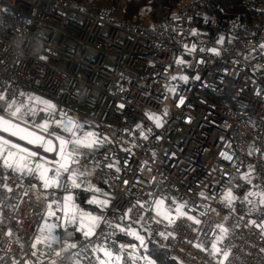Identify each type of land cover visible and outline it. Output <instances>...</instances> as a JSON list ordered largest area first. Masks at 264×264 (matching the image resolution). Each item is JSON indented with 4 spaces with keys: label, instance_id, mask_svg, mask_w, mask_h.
<instances>
[{
    "label": "built area",
    "instance_id": "built-area-1",
    "mask_svg": "<svg viewBox=\"0 0 264 264\" xmlns=\"http://www.w3.org/2000/svg\"><path fill=\"white\" fill-rule=\"evenodd\" d=\"M211 1L184 2L175 14L180 19L166 15L147 25L122 21L102 7L96 12L78 9L71 0H0V91L7 90L9 97L21 92L37 95L73 120L97 126L95 130L111 141L89 156L99 161L98 172L107 180L110 204L103 214L114 218L139 200L144 207L134 208L132 219L144 216L152 232L149 244L166 253L173 264L215 261L193 246L196 233L183 217L167 228L174 238L165 241L156 235L167 222H153L162 217L149 207L162 197L175 200L165 201L167 211L173 212L175 204L183 201L207 204L208 215L198 216L202 222L210 218L230 229L239 225L225 240L235 245L232 256L239 260L233 264H264V229L248 225L250 219L259 223L255 213L249 215L248 206L239 200L234 212L222 203V195L243 173L247 160L255 172L252 184L264 189V49L258 47L264 44V0H258L250 16L242 12L223 18L211 10ZM220 36L224 44L216 43ZM193 44L196 50L189 53L184 45ZM213 47L219 56L200 50ZM181 58L187 63H175ZM181 75L188 77L187 82L172 80ZM171 87L177 95L168 90ZM179 96L184 104L177 106ZM19 98L27 103L25 97ZM146 110L161 116L162 126L157 127ZM49 131L57 129L53 126ZM221 152L235 155L228 161ZM115 161L119 173L104 167ZM250 187L245 182L237 195L242 197ZM72 191L77 202L89 195L83 189ZM200 192L209 199L200 197ZM63 194L57 190L56 198ZM29 199L35 200L33 192L19 210L3 213L0 264L26 260L35 264L30 234L41 223L37 217L42 209L40 204H29ZM8 229L11 237L6 235ZM129 238L122 233L115 237L125 244ZM80 241L77 235L71 240L78 245Z\"/></svg>",
    "mask_w": 264,
    "mask_h": 264
},
{
    "label": "snow or ice",
    "instance_id": "snow-or-ice-1",
    "mask_svg": "<svg viewBox=\"0 0 264 264\" xmlns=\"http://www.w3.org/2000/svg\"><path fill=\"white\" fill-rule=\"evenodd\" d=\"M173 19L180 17L174 14ZM216 43L224 44L225 38L220 36ZM184 47L189 53L196 50L195 44ZM258 47L264 49V44ZM200 50L209 51L216 56L220 55V51L215 47ZM203 62V60L199 61V63ZM175 63L187 62L181 58ZM177 79L187 82L188 77L184 75L172 77V80ZM196 79L200 77L197 76ZM168 90L173 95H177L174 87ZM19 97H25L28 103H24ZM183 104L184 98L179 96L177 106ZM41 113L44 115L41 116ZM164 114H167L166 110ZM38 116H40L39 120H37ZM57 116L59 119L56 118ZM152 119L157 127L162 126L161 119L155 114ZM53 126L67 135L50 132L49 129ZM96 127L88 125L87 122L73 120L67 112L57 110L56 105L42 98L23 92L18 96L9 97L7 90L0 91V133L7 134V136L0 135V223L6 222V217L3 215L5 210L9 212L19 210L21 203L29 197L30 192L34 193L35 200L29 199L28 202L33 206L40 204L42 209L37 217L41 223L30 234L34 237L30 240L29 249L31 257L36 258L35 264H45V260L47 264H58V260L63 261V264H157V260L153 258L154 251L149 252L148 244L152 242V232L145 226L144 216L138 215L134 220L131 216L134 208L144 207L139 200L114 218H106L103 214V210L110 204V198H107L108 193L102 192L92 183L91 177L96 174L95 169L100 165L94 155L90 158L89 156L111 141L106 135L96 131ZM140 128L141 126L138 125L137 129ZM141 135L144 139L148 138L142 131ZM10 137H15L16 140ZM35 149H42L43 153L55 155L46 156ZM125 151L130 150L125 149ZM220 155L225 160L232 161L235 153L221 152ZM82 159L89 162L82 164ZM104 167L120 172L119 161L108 163ZM250 173L251 166L248 172L240 174L239 177L251 186L244 191L243 196H237L233 189H228L222 203L234 212L233 205L239 200L241 204L248 206L249 215L258 214L259 223L255 219H250L248 225L264 229V189L252 184ZM104 182L107 183V180L105 179ZM123 183L127 184L128 181L125 180ZM234 187H242V185ZM73 189L93 192V196L86 203L95 205L100 210V214L81 208L76 203ZM57 190L64 193L60 198H56ZM95 193H101L106 198L101 199ZM198 195L204 200L209 199L204 192ZM166 200L175 203L172 197H162L150 203L149 210L155 208L157 215L162 217V220H153V222H167L165 230L158 231L157 236L165 241L170 237L174 238V234L167 231V228L175 223V219L183 217L191 222L188 227L196 233L195 243L193 244L192 240L187 243L207 253L215 264H233L234 260H239L238 256H232L235 245L231 242L225 244L230 231L239 225H234L233 229H230L224 224L213 222L210 218L202 222L198 216H207L209 206L189 204L187 201L180 202L175 208L174 218L172 211H160L161 205ZM192 212L197 215L190 214ZM202 223L205 225L204 228L199 227ZM101 224L104 225L102 229ZM136 224L140 225L139 229L134 227ZM97 229H100L99 233ZM117 233L132 237L137 243H120L115 239ZM76 234L81 236L79 245L71 242ZM6 235L11 237L12 230L8 229ZM261 236L264 238V232ZM13 264H19V261H14ZM25 264H33V262L26 260Z\"/></svg>",
    "mask_w": 264,
    "mask_h": 264
},
{
    "label": "trees",
    "instance_id": "trees-1",
    "mask_svg": "<svg viewBox=\"0 0 264 264\" xmlns=\"http://www.w3.org/2000/svg\"><path fill=\"white\" fill-rule=\"evenodd\" d=\"M70 1V0H69ZM78 9L98 11L101 7L109 8L119 15L122 21H134L147 25L153 24L159 17L177 14L181 5L190 0H71ZM212 11L217 17H232L238 13H247L250 16L255 13L258 0H212ZM246 165V164H245ZM244 165V167H245ZM246 168V167H245ZM245 168L243 172L245 171ZM238 179H233V185H242L237 187L239 193L243 190V185ZM93 210L91 207H85ZM258 218V214H254ZM149 252L154 251L153 256L158 264H173L166 257V253L158 251L154 246L148 245Z\"/></svg>",
    "mask_w": 264,
    "mask_h": 264
},
{
    "label": "rangeland",
    "instance_id": "rangeland-1",
    "mask_svg": "<svg viewBox=\"0 0 264 264\" xmlns=\"http://www.w3.org/2000/svg\"><path fill=\"white\" fill-rule=\"evenodd\" d=\"M102 8H106V7H102ZM106 9H109V8H106ZM110 10V9H109ZM177 60V59H176ZM33 96H35V97H38V96H36V95H33ZM77 109H79V110H81V111H83L82 110V108H77ZM146 113H145V115L146 116H148L154 123H155V121H154V119H152V116H153V114L154 113H151L149 110H146L145 111ZM155 116H157V117H159L160 119H161V116H159V115H155ZM58 129V133H60V134H64V133H62L61 132V130L59 129V128H57ZM82 164H84V163H82ZM245 171L243 172V173H245V172H248L249 171V166H251V173H250V176H251V179H254L255 178V172L253 171V167H252V162H250L249 160H247L246 162H245ZM240 177V176H239ZM239 177H237V178H235V179H238V181L240 182L241 181V183H243V182H245V181H243V180H241V179H239ZM235 185H232L231 186V188L230 189H233V191H234V193L237 195L238 193H239V190H238V188L237 187H234ZM223 196V198H224V196H225V194H223L222 195ZM238 196V195H237ZM86 201H84V203H85ZM85 204H87V203H85ZM179 205V203H177V204H175V207L173 208L174 210H175V208L177 207ZM83 209H85V207H82ZM86 211H89V210H87V209H85ZM173 210V216L175 217V211ZM160 211L161 212H165V211H167V209L165 208V205L163 204V205H161V207H160ZM154 212L157 214V211H156V209L154 210ZM93 213H94V211H93ZM94 214H96V213H94ZM128 241H130V243H137L135 240H133L132 239V237H130L129 239H128ZM154 258V257H153ZM155 259V258H154ZM158 264V263H157Z\"/></svg>",
    "mask_w": 264,
    "mask_h": 264
},
{
    "label": "crops",
    "instance_id": "crops-1",
    "mask_svg": "<svg viewBox=\"0 0 264 264\" xmlns=\"http://www.w3.org/2000/svg\"><path fill=\"white\" fill-rule=\"evenodd\" d=\"M37 96V95H36ZM39 97V96H38ZM40 98V97H39ZM27 103H28V101H27ZM40 118H38L37 117V120H39ZM59 119V118H58ZM56 128V127H55ZM57 129V128H56ZM56 133H58V129H57V131H56ZM63 135H66L65 133L63 134ZM84 163V162H83ZM99 170H98V168H96L95 169V175L93 176V177H91V181H92V183L96 186V187H98V188H100L101 190H102V192H106V193H108V191L105 189V187H104V180H103V177L100 175V173L98 172ZM88 193H89V195H88V197L84 200H82L81 202H77L76 201V203L77 204H79L80 205V207L82 208V207H91L93 210H89V209H87V208H85V209H87V210H89V211H94V213H96V214H100V210L99 209H97L96 208V206L95 205H89V204H85L84 203V201H87L88 199H90L92 196H93V192H90V191H87ZM109 194V193H108ZM95 195H97L99 198H101V199H104V198H106V197H104V196H102L101 195V193H95ZM107 198H110V195H109V197H107ZM104 210H106V208L104 209ZM104 210H103V212H104ZM77 236H80V234H76Z\"/></svg>",
    "mask_w": 264,
    "mask_h": 264
}]
</instances>
